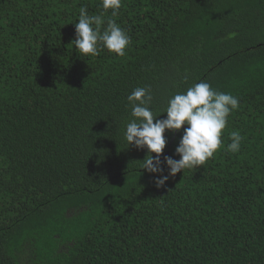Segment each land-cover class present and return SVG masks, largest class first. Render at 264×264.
<instances>
[{"label":"trees","instance_id":"obj_1","mask_svg":"<svg viewBox=\"0 0 264 264\" xmlns=\"http://www.w3.org/2000/svg\"><path fill=\"white\" fill-rule=\"evenodd\" d=\"M81 7L127 30L125 56L78 52ZM201 81L239 108L212 158L157 188L124 139L127 96L150 87L164 119ZM182 134L165 131L162 162ZM0 264H264V0H122L116 17L0 0Z\"/></svg>","mask_w":264,"mask_h":264},{"label":"clouds","instance_id":"obj_2","mask_svg":"<svg viewBox=\"0 0 264 264\" xmlns=\"http://www.w3.org/2000/svg\"><path fill=\"white\" fill-rule=\"evenodd\" d=\"M122 6V0H102V8L111 10L116 17ZM103 15H90L86 7H81L78 22L75 23V48L84 56H96L107 49L110 53L123 57L131 45V37L115 19L106 21ZM235 34H230L234 36ZM185 74V81L187 80ZM131 106L132 119L127 122L124 139L127 147L134 145L137 149H147L148 155L142 161L141 168L149 173L160 175L155 179L157 188L163 187L170 177L186 169L202 166L213 157L222 146V133L228 124L230 114L239 108V99L230 93L221 92L205 81H201L186 92L172 96L163 113L166 118L157 119L151 107L153 95L150 87H137L127 96ZM155 121V122H154ZM186 126V127H185ZM183 134L175 154L180 159L165 156L160 159L167 140L165 131H179ZM231 143L227 145L229 152L240 151L243 136L239 131L230 134ZM152 153L156 156L153 157ZM166 165L168 174L164 175Z\"/></svg>","mask_w":264,"mask_h":264}]
</instances>
